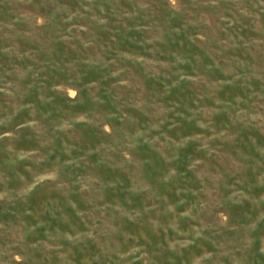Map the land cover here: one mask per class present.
Masks as SVG:
<instances>
[{
	"label": "rangeland",
	"instance_id": "obj_1",
	"mask_svg": "<svg viewBox=\"0 0 264 264\" xmlns=\"http://www.w3.org/2000/svg\"><path fill=\"white\" fill-rule=\"evenodd\" d=\"M0 264H264V0H0Z\"/></svg>",
	"mask_w": 264,
	"mask_h": 264
}]
</instances>
